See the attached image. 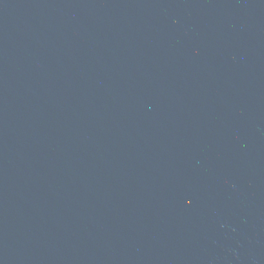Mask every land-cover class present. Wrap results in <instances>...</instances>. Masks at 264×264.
I'll use <instances>...</instances> for the list:
<instances>
[{
  "label": "water",
  "instance_id": "95a60500",
  "mask_svg": "<svg viewBox=\"0 0 264 264\" xmlns=\"http://www.w3.org/2000/svg\"><path fill=\"white\" fill-rule=\"evenodd\" d=\"M0 264H264V0H0Z\"/></svg>",
  "mask_w": 264,
  "mask_h": 264
}]
</instances>
